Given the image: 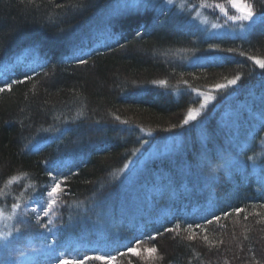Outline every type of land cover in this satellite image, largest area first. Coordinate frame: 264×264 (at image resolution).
<instances>
[{"label": "trees", "instance_id": "16d2710c", "mask_svg": "<svg viewBox=\"0 0 264 264\" xmlns=\"http://www.w3.org/2000/svg\"><path fill=\"white\" fill-rule=\"evenodd\" d=\"M120 2L0 0V87L32 76L0 93V211L11 213L16 202L36 206L46 198L48 172L58 171L64 191L53 218L61 229L55 239L77 245L76 257L105 248L122 264H264V69L247 58L264 59V24L258 22L244 37L208 35L202 20L196 21L197 11L216 21L210 7L226 0H174L170 7L129 8L116 19L112 38L98 24ZM247 2L264 12L261 0ZM172 20L176 24L170 26ZM33 47L39 60L29 54ZM229 48L235 51L228 53ZM78 56L88 63L78 64ZM17 58L26 59L11 66ZM236 75L242 77L238 86L219 90L208 114L180 127L188 109L202 100L193 89L209 92ZM162 137L178 144L134 176L120 178L145 144ZM201 152L198 160L193 154ZM156 196L166 215L157 226L142 217L143 208V240L131 246L158 251L147 259L132 257L125 247L134 241L131 216L139 215L140 203L148 210L145 201ZM112 198L117 200L108 216L118 220L121 211L122 236L94 247L97 238L77 232L88 221L87 208L103 212L108 203L102 202ZM128 200L137 206L127 208ZM213 214L220 220L207 224L203 218ZM32 215L24 216L29 223L15 235L23 238L19 244L30 239L50 245L53 235ZM177 223V232L164 231ZM189 224L193 227L185 232ZM157 232L162 234L155 240L147 238Z\"/></svg>", "mask_w": 264, "mask_h": 264}, {"label": "snow or ice", "instance_id": "6c2138e0", "mask_svg": "<svg viewBox=\"0 0 264 264\" xmlns=\"http://www.w3.org/2000/svg\"><path fill=\"white\" fill-rule=\"evenodd\" d=\"M161 4L164 5H172L173 0H159ZM261 3L264 4V0H261ZM226 5H230L232 9L235 10L236 14H229V10ZM87 7V6H85ZM149 7H154L153 0H132V4H117L116 7L106 11L104 15L100 18L98 28H101L105 33H107L110 37L114 38L115 33L113 32V26L115 24L116 19L123 15L125 12L129 10V8H135L136 10L147 9ZM215 8L219 9L220 13L226 17L227 21L232 22V30L236 31L239 29V33L242 34L250 30L254 25L258 22L264 24V12H257L254 5L252 3L247 2V0H226V4L218 3L215 4ZM227 25H218L213 24L212 28L217 31L213 32V36L220 35V29L226 27ZM140 32H137V35H140ZM58 35H63V32L58 33ZM117 44L119 41L117 40ZM120 47H124V45H120ZM213 46L210 45V48ZM83 51V49H79ZM219 50V49H217ZM228 53H233L234 49H227ZM29 54L33 56L35 60H39V50L37 48H30ZM90 55V53H89ZM239 55L244 56L245 53L243 51L239 52ZM248 60L254 61L256 65H258L261 69H264V59H258L255 56H248ZM77 63L80 65H84L88 63V60L83 56L76 57ZM43 67V64H40ZM47 75V74H46ZM32 76L25 74L24 80H31ZM24 80L13 79L10 82L4 81L3 86L0 87V93H4L5 91L11 92L13 84L23 83ZM242 80L240 75H236L234 78L227 80L226 83H217L215 84V89L217 90H227L230 86H238V82ZM155 85H166L165 80H154L152 81ZM186 83V82H185ZM194 92L197 93L198 97H202V100L199 103V107L197 108H189L187 111V115L183 119L180 127L184 128L185 126H189L190 122H196L198 117L202 118L203 114L206 113L208 106L211 102L217 99L216 95H212L209 92H201L196 89H193ZM262 106H264V99H262ZM262 117H264V112H262ZM116 120H120L119 116L115 117ZM202 123V119L199 121ZM122 123H127V121H123ZM176 126L174 125L173 128ZM47 131V129H45ZM147 141H145L146 143ZM139 151V149H137ZM249 160H253V157H248ZM129 166L125 165L124 170H126ZM49 177L51 178V183L47 186L46 198H43L36 206L31 207L29 209V205L27 203L21 204L20 202L13 203L11 205V213L9 215H4L2 211H0V219L5 221H15V223L5 225L6 230L0 233V239L5 241L4 247L7 249L11 246L12 240L10 238H14L15 235L23 234L25 226L29 223L24 219V216L28 214L30 211L35 215V224L40 228H43L46 232L53 235L54 239L50 245H47V251L50 260H53L55 264H86V261H102L103 264H111L112 260H115L116 257L111 255L110 253H99L94 250V254L84 255L82 257L70 258L67 247L61 246L59 241L55 239L56 234L61 231V229L55 227L54 219L56 217V205H57V197L63 193L62 182L59 180V172H55L50 170L48 172ZM15 179V177H13ZM66 179V178H65ZM262 181H264V176L261 177ZM237 213L241 212L242 209H236ZM227 215V214H225ZM42 217H49L47 223H41ZM246 218V217H245ZM207 224H212L214 220L219 221L220 216L212 215V218H208L205 216L203 218ZM51 225V226H50ZM192 225L189 224L187 228L184 229L185 232H188L192 229ZM195 227L200 228L201 225L197 224ZM180 229V224H175L174 228H165V232H177ZM162 233L157 232L156 235H150L147 238L150 240H155L157 235H161ZM195 233L188 236L189 240L194 239ZM143 240V237H136L134 241L125 245L127 248V253L131 254L132 257H142L143 252H147L148 257L151 258L152 254L157 253L158 249L153 246L147 249H143V251L139 247L131 246L132 243L139 244ZM204 240L207 241V236L204 237ZM24 255L23 252L20 253ZM125 253L121 252L120 255H124ZM3 264V262H0ZM129 264H132V261H129Z\"/></svg>", "mask_w": 264, "mask_h": 264}, {"label": "rangeland", "instance_id": "374dc122", "mask_svg": "<svg viewBox=\"0 0 264 264\" xmlns=\"http://www.w3.org/2000/svg\"><path fill=\"white\" fill-rule=\"evenodd\" d=\"M125 3L131 5L132 0H123V2H120L119 4H125ZM173 3H174V0H173ZM173 3H172V5H173ZM153 4H154V6H156V4H160L162 7H170L171 6V5L161 4L159 2V0H153ZM224 4H226V2ZM226 6L229 10V14H236L235 10L232 9L230 5H226ZM210 8L212 10L210 13L217 16L216 21H214V20L210 21L208 19H205L203 16L200 15V13L198 11L196 13V21L198 22V21L202 20L200 22L201 23L200 25H202V26H204V28L208 29V30H206L208 35H212L213 32L217 31L216 29L212 28V25L216 24V22L218 21V25H227L226 27L220 29V33H221L220 35L226 34V35L232 36V37H234V36L235 37L236 36L241 37V34L239 33V29H236V31H233L232 30V27H233L232 22L227 21L226 17H224L223 14L220 13L219 9L215 8L213 10L212 7H210ZM175 24H176V22L174 20H172L169 23L170 26H173ZM247 32L243 33L242 37H244ZM22 59H26V58H17L16 61H14L11 64V66H13L14 63H20ZM0 75H1V70H0ZM218 91L219 90H217V89H212L209 91V93L212 95H215ZM196 95H197V93H196ZM212 104H213V102H211L209 104L208 108L210 106H212ZM214 106H215V104H214ZM206 114H208V109H207L206 113L203 114V116ZM199 118L200 117H198V119ZM190 123H192V122H190ZM148 136L150 137L151 134ZM150 142L151 143L149 144V146H146V144H145V147L141 148L140 152L135 156V158H133V160L131 162H129V164H128L129 167L126 170H124V172H122V174L125 173V175L121 174L120 178H122L123 176L126 177L127 176L126 174H128V173H130L131 176H134V174H135L134 172L136 170L138 171L142 167V165L147 164L156 158H162V157L166 156L178 144V140L173 139L171 137H166V138L162 137L156 141L151 140ZM33 145H35V144H32V146ZM193 155L195 157H197L198 160H201V158L204 157L202 152L199 156L197 154L196 155L193 154ZM176 166L181 167V165H176ZM176 166H173V169ZM196 166H197V163L193 167H196ZM220 168L224 169V166L223 167L220 166ZM211 176H212L211 173L207 174V177H209V180L211 179L210 178ZM125 180L129 184L132 181V179L130 177L126 178ZM209 180H206V178H205V180H204L205 183H203V184H206V182H208ZM211 180H213V179H211ZM129 187H130V185L124 187L123 189H120L119 195L121 194L120 196H122L123 194H125L124 192L126 190H128ZM260 187H261V190H263L264 184H261ZM258 188H259V185H258ZM58 198H59V196L57 197V199ZM157 199L158 198L156 196L155 198H153L154 201H151V199L145 201V205L149 211L145 207H143L140 203L139 215L133 214L131 216L130 222H132V221L134 222V220H135V222L133 223L134 225H132V226H134V229H133V235L131 236V239L134 240L136 237L142 236L145 232L143 225L141 223H139L140 222L139 219L141 217V213H142L143 208L144 209H143L142 217L147 218V221H149V222H151V221L156 222L157 226H159V224L161 223L162 218L166 215L167 207H164L162 209L159 208ZM116 200L117 199L112 198V199H108V200H105L104 202H102L103 205H105V203L109 204V205L107 204L108 206L106 205V208L104 209L103 212L98 211L96 209L95 205L90 206V208H87V212L89 213V215L87 216L88 221L87 222L82 221L81 229L77 233H79V236H82V237L89 233V234L93 235L94 239L97 238V240L94 241V243H93L94 247H96L98 245H102V246L105 245L106 246V244L108 242L116 241L119 236H122L121 235V228L119 227L120 225L122 226V224H123L122 220L119 223L120 218H121V211L120 210L118 211V217H119L118 220H116L115 218H112L111 215L108 216L109 211H110V206L112 205V203L115 204ZM27 204L29 205V209H30L31 207H30L29 201L27 202ZM103 205H101V206H103ZM126 206H127V208H133L137 205H135L134 201L128 200L126 202ZM75 208L77 209V207H75ZM83 208L84 207H82L81 210ZM83 212H85V211H83ZM87 212H85V213H87ZM29 213L32 214L30 211L28 212V214ZM9 214L10 213H8V214L4 213L5 216L9 215ZM32 217H34V219H35L34 214L32 215ZM13 223H15V221H5L3 219H0V233H2L3 231L6 230V228H5L6 224L11 225ZM79 224H80V222H79ZM71 227H75V225H71ZM153 229H155V228H153ZM15 238L16 237L10 238L12 240V243H11V246L7 249L4 247V244L6 242L3 241L2 239H0V262L6 261V263H3V264H46L47 262L49 264H55V262L53 260L51 261L49 258L48 251H47V245H44L41 242L30 243L31 242L30 239L26 240L25 245H20L19 243H21L20 241L23 240V238L22 237H21L22 239L21 238L15 239ZM22 243H23V241H22ZM99 243H101V244H99ZM61 246H63V245H61ZM64 247H67V251H68L70 258H76L75 250L77 249L76 247H78L77 245H70V246H64ZM71 248H75V249H73L74 251L73 250L71 251ZM143 249H147V248L145 246H143L141 248V250L143 251ZM21 252H23L24 255H21L20 254ZM99 253H106L105 248H103V250L100 251ZM129 255H131V254H129ZM143 255H147V257L145 259L148 258L147 252H143ZM97 262H99V261H97ZM101 264H103V262ZM111 264H122V263H120V262L116 263L115 260H112Z\"/></svg>", "mask_w": 264, "mask_h": 264}]
</instances>
